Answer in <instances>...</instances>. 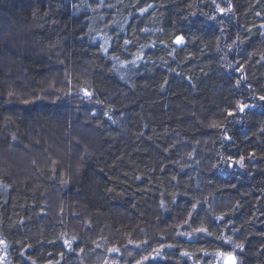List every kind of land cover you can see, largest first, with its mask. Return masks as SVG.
Listing matches in <instances>:
<instances>
[{
    "label": "trees",
    "instance_id": "trees-1",
    "mask_svg": "<svg viewBox=\"0 0 264 264\" xmlns=\"http://www.w3.org/2000/svg\"><path fill=\"white\" fill-rule=\"evenodd\" d=\"M262 96L264 0H0V264H264Z\"/></svg>",
    "mask_w": 264,
    "mask_h": 264
},
{
    "label": "snow or ice",
    "instance_id": "snow-or-ice-1",
    "mask_svg": "<svg viewBox=\"0 0 264 264\" xmlns=\"http://www.w3.org/2000/svg\"><path fill=\"white\" fill-rule=\"evenodd\" d=\"M101 6H104L103 2H101ZM107 6L108 7H114V5H107ZM221 11H224V9H221ZM183 42L184 41H183L182 37H178L177 40H176V43H178V44H183ZM126 43H131V41H126ZM108 46H109V41L107 39H105L104 46H102L104 52L108 51ZM140 58L141 57L137 56V59H140ZM114 59H118V58L114 57ZM132 63H135V61H132ZM85 94L88 95V96L92 95V93L87 92V91H85ZM260 99L264 100V96H262ZM247 107H248V105L241 103L238 106V110L240 112H244ZM228 115L231 116V115H233V113L229 112ZM210 126L211 127H219V125H216V124H212ZM228 139H231V138L229 137ZM230 159L231 158L229 157L228 159H226L224 161V163H228V160H230ZM234 163L238 164L241 168H244L245 167V158L244 157H240ZM196 207H197V205H195V204L192 206V211L193 212L196 210ZM190 218H191L190 216L185 218L184 224H188V221H189ZM216 218L222 220L223 216H217ZM193 231L196 232V233H203V234H206V235H212V233L209 231V229L207 227L203 226V222H201V226L200 227L194 229ZM183 234L184 235H191V233H183ZM218 238L221 239V240H225L226 239V237H218ZM170 247H171V245H170ZM235 247L236 248H242L243 245L236 244ZM113 251H119V249H113ZM184 255H189V253H184ZM215 255L222 258V264H237V257L232 252H219L218 251V252L215 253Z\"/></svg>",
    "mask_w": 264,
    "mask_h": 264
},
{
    "label": "water",
    "instance_id": "water-1",
    "mask_svg": "<svg viewBox=\"0 0 264 264\" xmlns=\"http://www.w3.org/2000/svg\"><path fill=\"white\" fill-rule=\"evenodd\" d=\"M235 255V254H234ZM236 256V255H235ZM237 257V256H236ZM237 264H238V258H237Z\"/></svg>",
    "mask_w": 264,
    "mask_h": 264
}]
</instances>
